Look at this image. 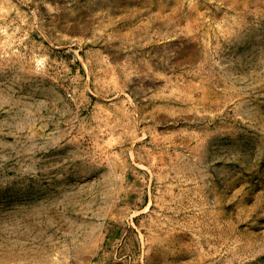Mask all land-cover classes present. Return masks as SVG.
<instances>
[{
  "label": "rangeland",
  "instance_id": "rangeland-1",
  "mask_svg": "<svg viewBox=\"0 0 264 264\" xmlns=\"http://www.w3.org/2000/svg\"><path fill=\"white\" fill-rule=\"evenodd\" d=\"M0 264H264V0H0Z\"/></svg>",
  "mask_w": 264,
  "mask_h": 264
}]
</instances>
